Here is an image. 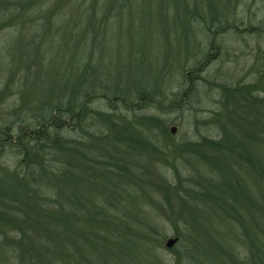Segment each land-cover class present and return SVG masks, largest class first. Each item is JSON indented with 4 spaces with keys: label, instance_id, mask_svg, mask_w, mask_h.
I'll return each instance as SVG.
<instances>
[{
    "label": "rangeland",
    "instance_id": "374dc122",
    "mask_svg": "<svg viewBox=\"0 0 264 264\" xmlns=\"http://www.w3.org/2000/svg\"><path fill=\"white\" fill-rule=\"evenodd\" d=\"M139 1L132 0L123 9L108 0H0V125L12 126V135L20 125L35 130V112L45 111L59 99L77 104L79 95L71 90L77 78L75 65L81 62L80 73L88 76L82 89L107 87L121 100L103 95L84 100L79 124L57 131L70 148L64 167L70 175V165L87 164L81 154L88 160L125 166L127 172L110 178L98 177L102 171L94 172V177L90 172L88 184L96 185L92 194H82L81 181L87 176L77 173V182L67 187L65 198L87 196L98 209L92 196L97 191L122 222L128 225L132 215L138 217L141 222L130 224L126 231L114 232L109 225L106 229L123 239H135L137 245L141 240L133 232L149 233L156 255L153 264H217V258L222 264H255V251L246 239L257 249L264 247L258 229L261 214L257 227L244 217L245 239L239 222L224 214L205 192L219 182L238 188L244 173L232 158L224 163L226 171L218 163L215 167L208 161L215 152L203 144L221 141V129L231 134L249 119L246 102H230V98L226 102L225 89L241 94L249 88L264 99V0ZM213 16L224 19L228 27L210 23ZM197 68L202 71L189 76ZM139 92L151 102L138 99ZM121 127L126 134L139 132L142 143L151 149L137 152L115 140ZM102 135L105 139L96 141ZM26 162L7 144L0 153V182L15 185L13 176L32 169L33 161ZM97 185L103 189L97 190ZM42 188L47 190L44 200H49L48 188ZM247 191L253 197V186ZM192 214L195 220L188 217ZM198 232L206 233V244L214 251L204 259L202 251L190 245L195 237L202 238ZM175 238L178 242L167 249L166 241ZM15 242L14 232L0 225V264H20L16 255L12 258L7 252L16 249ZM111 246L109 242L106 248ZM125 251L119 248L118 260ZM258 258L264 264L259 253ZM76 262L86 264L78 257ZM68 263L76 264L70 257Z\"/></svg>",
    "mask_w": 264,
    "mask_h": 264
},
{
    "label": "trees",
    "instance_id": "16d2710c",
    "mask_svg": "<svg viewBox=\"0 0 264 264\" xmlns=\"http://www.w3.org/2000/svg\"><path fill=\"white\" fill-rule=\"evenodd\" d=\"M108 1L117 3V0ZM131 1L119 0L117 6L123 5L124 9L130 6ZM180 2L175 1L177 4ZM139 3L141 4L140 1ZM209 22L213 25L217 23L221 29L228 27V22L224 24L225 20L218 18V16H213L209 19ZM83 51L85 54L86 48H83ZM80 63L75 65L77 67H75L74 76L77 78H75V84L71 90L72 93L77 92L79 95L77 104L73 105L59 99L46 108L45 111L35 112V116L32 118V121L33 119L35 121V130H32L30 125L23 127L19 124L16 134L12 135L10 130L12 126L0 125V153L9 144L17 149L19 155L26 158L25 165H28L30 160L33 161L31 162L32 169L27 174H23L21 177L18 175L17 177L13 176L15 185L0 182V225L12 230L16 240V249L7 252L11 254L12 258L16 255L20 264H69V257L71 262L76 264H78L76 262L77 257L80 260L84 259L86 264L90 262L91 264L93 262L109 264L108 259L111 264H114V260L117 259L119 254V248L123 246L126 251L120 254L121 258L117 259V264H126V262L130 264H153L152 259L156 255L153 247L149 245L152 238L147 239L150 236L149 233L133 232V236L141 240L140 245H137L135 239H123L106 229V226L109 225L113 226L114 232L123 231L122 228L126 231L130 228V224L141 222L138 217L132 215L130 217L132 222L129 223V221L128 225L126 221L122 222L123 218H120L117 214L113 215L107 204L103 202L104 200L98 198L100 195L97 196L99 194L97 191H95L96 195L92 196L95 198L93 202L96 204L97 200L100 206L98 209L96 205H92L93 203L87 199V196L85 200L80 196H73V194H71L70 200L64 196L67 187L71 189V185L77 182L74 178L77 173L87 176L91 172L94 177V172L102 171L98 174V177L105 178L109 176L110 178L111 174L117 177L127 172L125 166H115V163L109 165L103 160L102 162L88 160L80 154L81 158L88 161L87 164H80L81 168L85 166L87 168L81 170V168H74L70 165L71 179H68L70 175L67 174L64 164L67 165V149L70 150V148L66 147V142L62 141L57 131L79 124L78 122L81 121L84 115V100L87 102L90 98L102 95L115 102L121 100L118 93L107 87L101 89L104 91L109 90L110 96H106V92L96 87L91 89L87 86L86 89H82L81 82L86 81L88 76H84L83 72L80 73ZM87 71L92 72V68L88 67ZM195 71L189 72V76L192 74L193 77L195 73L197 75L202 69L197 68ZM135 90L138 91L137 88ZM224 92L227 93L224 98L226 102L229 98L231 99L230 102H233L234 99L235 101L241 99L246 102L244 109L249 119L244 120L240 125H236L235 132L233 131L231 134L225 132L226 129H221L222 132H220L223 136L221 141H207L203 145L208 146L209 150L215 152L214 158L211 157L208 161H211L215 167L218 163L223 171H226L224 163L227 162V159H234V163L236 162L240 166L239 169L241 170L239 172L244 173L243 180H240L238 188H230L227 184L219 182L218 186H210L209 190L206 189L205 192L207 198L215 200L214 204L216 203L218 208L223 209L224 214H230L234 220L239 222L241 234L245 239L244 217L250 225L257 227L258 216L261 214L262 218L258 221V229H260L259 235L264 241V201L261 202L264 199V99L254 96L249 88H245V91L242 90L241 94L237 89H225ZM137 96L140 100L144 99L148 103L151 102L146 94L139 92ZM147 126L149 127V125ZM133 128L136 127L133 126ZM118 130L121 132L115 134L114 139L126 145L128 149L131 150L134 147L137 152H148L151 149V146L142 143L144 139L139 136V132L126 134L124 133V127ZM145 130L148 132V129ZM103 135L96 141H100ZM103 139L105 138L103 137ZM152 149L156 154H161L154 147ZM53 163L55 164L53 165ZM104 171H107L108 175H105ZM226 173L224 174L226 175ZM28 176H30L29 179ZM86 178V181L83 178L81 181L82 194H92L91 190L96 185L94 181L92 186L88 184V181L92 179L91 176ZM243 182L245 183L244 186L242 185ZM42 186L48 188L49 200H44L43 193H47V190H43ZM252 186L253 197L247 191V187L250 189ZM16 188L20 190L18 191ZM101 189L103 188L98 186L97 190L101 191ZM76 192L79 195L78 187ZM164 195L166 200L169 201L168 196ZM188 217L193 220L197 218L194 214L188 215ZM122 224L124 227L121 226ZM127 233L132 234L131 232ZM198 233L202 238L195 237L196 239L194 238L190 245L193 246L196 252L200 253L202 251L201 259H204L211 256L212 252L210 253V251H213V249L209 247V244H206L204 235L206 233ZM123 234H126V232H123ZM113 237L116 238L112 239ZM175 239L178 242V238ZM9 240L11 241V239ZM219 241L221 244V240ZM246 241L251 243V247L255 251L254 255L257 260H254L253 256V262L260 264L258 253L264 261V247L257 249L252 246L253 243L250 239L249 241L246 239ZM109 242L110 246L114 244L119 248L114 250L111 246L107 249ZM121 242L123 245L120 244ZM69 248L71 256L69 255ZM82 249L84 250L83 253ZM170 252H173V250H170ZM230 253L233 254V252ZM103 257L106 259L108 257V259L105 260ZM155 261H158V258ZM217 264H222L218 258Z\"/></svg>",
    "mask_w": 264,
    "mask_h": 264
},
{
    "label": "water",
    "instance_id": "95a60500",
    "mask_svg": "<svg viewBox=\"0 0 264 264\" xmlns=\"http://www.w3.org/2000/svg\"><path fill=\"white\" fill-rule=\"evenodd\" d=\"M171 134H174V130L170 131ZM177 243V239H168L165 243L167 249H171Z\"/></svg>",
    "mask_w": 264,
    "mask_h": 264
}]
</instances>
